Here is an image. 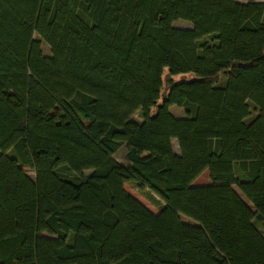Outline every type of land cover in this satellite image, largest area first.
<instances>
[{"label": "trees", "instance_id": "obj_1", "mask_svg": "<svg viewBox=\"0 0 264 264\" xmlns=\"http://www.w3.org/2000/svg\"><path fill=\"white\" fill-rule=\"evenodd\" d=\"M0 264H264V2L0 0Z\"/></svg>", "mask_w": 264, "mask_h": 264}, {"label": "rangeland", "instance_id": "obj_2", "mask_svg": "<svg viewBox=\"0 0 264 264\" xmlns=\"http://www.w3.org/2000/svg\"><path fill=\"white\" fill-rule=\"evenodd\" d=\"M256 2H264V0H254ZM243 2H247V1H243ZM176 28H180V29H190L192 28V25L189 24L188 22L185 21H178L175 23L174 25ZM43 51L47 56H51V49L50 47L45 44L43 42ZM189 77H184V76H179V77H175L173 78L174 82L180 81V80H184V79H188ZM167 74H165L164 76V82H165V89L163 92V96L167 94L168 92V84H167ZM170 111L177 117V118H185L186 117V113L185 110L183 108H179L177 106H171L170 107ZM135 120H142V116H141V112L136 113V115L134 116ZM173 146H174V150L176 151V153H180L179 151V146H178V142L174 141L173 142ZM127 154V150H126V146L122 147L115 155V158L122 163L125 166L129 165V162L127 160L126 157ZM27 174L29 175L30 178L35 179V175L33 172L28 171ZM200 183L202 185H208L211 183L210 180V176L209 173L206 172L204 173L201 177H200ZM125 189L133 196L135 197L137 200H139L141 203H143L152 213L154 214H159V209L157 208V206H155L144 194L140 193L139 191H137L131 184H126L125 185ZM237 190V189H236ZM238 191V190H237ZM182 221L184 223H188L191 224L192 222L184 217H182Z\"/></svg>", "mask_w": 264, "mask_h": 264}, {"label": "crops", "instance_id": "obj_3", "mask_svg": "<svg viewBox=\"0 0 264 264\" xmlns=\"http://www.w3.org/2000/svg\"><path fill=\"white\" fill-rule=\"evenodd\" d=\"M176 141V140H175ZM208 172V171H207ZM206 173V172H205ZM194 185L196 186H201L202 184L200 183V177L195 181Z\"/></svg>", "mask_w": 264, "mask_h": 264}]
</instances>
